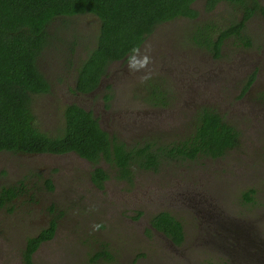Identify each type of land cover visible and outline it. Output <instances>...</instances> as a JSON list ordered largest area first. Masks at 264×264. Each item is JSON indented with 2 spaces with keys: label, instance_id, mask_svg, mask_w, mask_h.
<instances>
[{
  "label": "rangeland",
  "instance_id": "obj_1",
  "mask_svg": "<svg viewBox=\"0 0 264 264\" xmlns=\"http://www.w3.org/2000/svg\"><path fill=\"white\" fill-rule=\"evenodd\" d=\"M193 6L200 12L198 19L179 17L158 25L133 59L112 63L104 76L102 87L111 82L115 98L112 116L107 113L103 123L118 130L122 121L126 128L118 136L127 141L128 146L141 139L167 143L188 134L189 123L184 114L175 116L173 125L179 127L175 129L164 123L162 114L167 109L147 102L152 92L150 81H153L147 79L162 76L166 67L185 59L199 62L209 59L190 36L198 23L213 21L223 25L228 19L239 18V12L233 13L231 8L223 5L213 13L206 11L204 0H197ZM67 22L71 25L58 21L62 31L56 34L55 46L47 49L38 62L51 89L34 95L32 106L37 125L50 135L63 132L64 109L69 101L80 102L86 108L99 104V110L103 104L102 101L97 103L98 95L74 97L69 91L76 80L77 65L96 46L100 19L85 13ZM246 29L254 46L242 52L257 54V49L264 44L261 19H250ZM54 32H57L56 28ZM74 36L78 45L72 55L74 62L70 64L72 56L66 43ZM232 42L230 39L226 43V54L232 48ZM113 70H118L114 78L110 77ZM162 92L160 89L158 94ZM199 103L205 101L194 100L191 109ZM123 104L126 106L121 108ZM218 105L225 119L240 131V146L219 160L201 157L188 168L167 163L161 168L162 176L138 175L139 182L149 180L150 183L164 179L172 170L173 179L180 187L175 183L178 201H148L144 197L136 201L135 198L117 201L115 194L129 188L117 180L111 181L100 194L90 183V164L77 155L57 158L0 151V194L5 188L17 192L8 202L0 198V264H26V242L49 228L53 221L57 223L56 232L41 244L32 264H264V122L243 114L229 115L222 99L218 100ZM158 117L161 128L155 129ZM173 117L170 115L168 121ZM130 131H138L141 137L130 136ZM200 170L204 173L199 177ZM184 171L194 172L195 186L193 181L187 186L181 185ZM49 180H52L53 189ZM250 190H253L252 200L245 196ZM139 209H144V215L138 220L126 218L136 216L135 211ZM164 209L184 224L187 240L180 245L172 244L163 233L148 230L153 214ZM197 214L202 220L205 217L209 221L208 228H205L206 224L199 225ZM217 219L221 221L217 222ZM219 223L224 226L231 223L235 232L226 238L228 229L217 227ZM201 227L205 231H201ZM202 234L204 240L201 243ZM105 250L112 258L94 257Z\"/></svg>",
  "mask_w": 264,
  "mask_h": 264
},
{
  "label": "trees",
  "instance_id": "obj_2",
  "mask_svg": "<svg viewBox=\"0 0 264 264\" xmlns=\"http://www.w3.org/2000/svg\"><path fill=\"white\" fill-rule=\"evenodd\" d=\"M196 1L0 0V151H76L82 157L94 161L103 155L110 161L116 160L124 172L131 165L129 159L142 157L145 153L151 158L160 156L148 147L141 148L136 154L128 153L121 144L111 141L109 133L101 127L92 112L75 103L65 107V128L61 134L50 135L43 131L36 123L33 96L49 92L51 86L38 62L47 49L55 46L56 34L62 31L58 21L70 26L71 22L67 21L72 17L85 13L96 15L100 19L96 46L90 49L86 59L76 67L77 89L89 92L98 86L113 61L131 57L158 25L181 16L197 17L198 11L193 7ZM208 1L214 3L216 0ZM240 1L248 8V17L252 12L250 0ZM254 1L255 8L264 14V7ZM243 25L244 21L234 26V31L241 37L240 29ZM215 27L210 23H198L191 31V37L199 45H215L219 51L224 34L216 42L213 34L216 32ZM54 28L57 32H54ZM76 39L74 36L66 43L70 56L75 54L78 45ZM73 62L72 56L69 63ZM185 141L180 148L183 149V155L190 158L197 157L199 153L217 157L240 143L239 132L210 109L199 115L196 130ZM162 150L168 151L169 147ZM96 172L103 177L101 169L97 168ZM49 185L51 189L54 188L51 181ZM252 192H247L246 198L252 200ZM16 193L13 188H5L0 198L8 202ZM153 223L177 244L183 241L182 224L174 216L164 212L155 216ZM55 230L56 223L53 221L49 228L29 239L27 264H32L31 253L39 243L52 238ZM94 257L109 259L112 255L105 250L96 253Z\"/></svg>",
  "mask_w": 264,
  "mask_h": 264
},
{
  "label": "flooded vegetation",
  "instance_id": "obj_3",
  "mask_svg": "<svg viewBox=\"0 0 264 264\" xmlns=\"http://www.w3.org/2000/svg\"><path fill=\"white\" fill-rule=\"evenodd\" d=\"M264 7V0H256ZM195 3V2H194ZM194 5V4H193ZM223 5L224 7H229L233 10V13L239 12V18L237 19H228L227 22L223 25L216 24L215 22L211 21H204L200 22V24L210 23L215 25L216 32H214V39L217 42L219 38L224 34L222 39V43L219 46V51H217V47L215 45H210V47L205 45H199V49L205 51L207 57L209 58L206 61L199 62L198 60H189L185 59L183 62L179 64H172L169 67H166L165 73L160 77L149 78L147 80L150 81V85L152 86V92L147 97V102L154 107L162 106L164 107L166 113H163V119L165 125L167 124L170 127H175L178 129L177 125H173V120L175 116L183 115L188 118V134L182 139H175L168 141L167 143H157L153 142L150 139H141L136 144L128 146V142L125 140L120 139L118 136L119 133L126 128L122 121L118 125L117 128L111 129L103 123V118H105L106 114H110L112 116V101L115 98L113 95V84L111 82L108 83L104 88L102 87L105 80L104 77L108 74L110 69V65L116 62H127L134 58L136 53L143 47H141L132 54L131 57H127L121 60L113 61L109 67L107 68L106 74L101 78L98 86L89 91V92H82L77 89L76 80L73 81V84L69 87V91L71 95L74 97H81V96H97L99 97V101H102L103 104H100L101 109L99 110L98 105L95 104V108H86L80 104V102H73L69 101L68 104H78L81 107L85 108L87 111L92 112L93 116L98 119L99 124L101 127L107 131L111 137V141H116L118 144H121L122 147L129 153L136 154L141 148L148 147L150 149H154V154L158 153L160 156H155L153 158L146 156L147 153L143 154L142 157L139 158H132L129 159L131 165L128 166L129 170L124 172L120 166L117 165L116 160L110 161L106 159L103 155L97 160H89L85 157H82L76 151H68L62 153H52V152H39V153H25V154H32V155H52L54 157H68L77 155L82 160L86 161L90 164V172H89V179L90 183L95 189V191L103 193L106 190L108 184L113 181L117 180L120 182H124L129 188L124 192L121 190L115 194V199L118 200H130V198H135L134 201L141 199L142 197L146 198L148 201L154 200H173L178 201L177 193L178 191L174 188L175 183H177V187H179V183L177 180L173 179L174 172L171 170L168 174L164 176V179L161 178L160 181L150 182L149 180H144L142 182L138 181L139 173L144 174H159L160 176L163 175L164 171L161 170L162 166L165 164H179L182 167L188 168L193 161H196L198 158L205 157L210 159H222L224 158L230 151L234 150L240 143L228 149L224 154L211 157L205 154L199 153L197 157L190 158L189 156L183 155V149L180 146L186 143L187 137L196 130V125L198 122L199 115L202 114L203 111L210 109L218 113L223 121L228 123L229 125L233 126L239 132V139H240V131L237 127H235L232 123L228 122L225 119V114L222 112L221 108L218 105V100L222 99L226 104L228 109L229 115H246L247 117H252L254 121L264 122V44H262V48H258L257 54L242 52L250 49L254 46L252 39L249 37L247 33L246 25L250 19L260 18L262 24L264 26V14L263 12L255 8L256 2L254 0H250L249 5L251 6L252 12L247 17V7L240 1V0H216L214 3L204 0V9L208 12L217 11L218 8ZM194 7V6H193ZM198 11V16L195 18L184 17L181 16L180 18L184 17L191 20H196L200 16V12L197 7H194ZM179 18V17H178ZM244 21L243 27L240 29L243 37L240 36L239 33L235 32V25L236 23H240ZM166 23V22H165ZM191 36V33H190ZM192 38V37H191ZM233 39L231 43L233 46L230 49V54L225 53L226 43ZM248 41L250 43H248ZM120 63V64H121ZM116 72L118 70H113L110 74V77L114 78L116 76ZM261 81V82H260ZM263 81V82H262ZM111 83V84H110ZM162 89V94L159 93V90ZM103 90V92H102ZM165 92V93H164ZM161 96V98H157ZM107 97H109L107 99ZM203 100L205 103L197 104L195 109H191V103L193 101ZM67 104V105H68ZM66 105V106H67ZM126 104L121 105V108L125 107ZM65 113V109H64ZM170 115H174L173 119L168 121ZM65 117V115H64ZM109 117V118H110ZM107 118V117H106ZM108 118V119H109ZM157 120L158 124L155 126V129L161 128L160 117ZM183 118L181 117V120ZM107 122V121H105ZM264 125V124H263ZM138 131H130L128 134L130 136H138L141 137V133L138 134ZM241 142V140L239 141ZM169 147L168 151H163L162 148ZM112 152L113 143H111ZM134 151V152H132ZM157 151V152H156ZM144 153V152H142ZM102 154V153H101ZM115 156V153H112ZM168 154V155H166ZM183 163L185 165L183 166ZM97 168L101 169L103 172V177L100 173H97ZM171 173V174H170ZM204 173V171L200 170L199 177ZM183 179L184 182L181 184L182 186H187V183H191L195 179L194 172L188 173L187 171L183 172ZM52 182V180H49ZM48 181V184H49ZM22 189H25V186H21ZM131 189V190H129ZM180 193V192H178ZM16 197V196H15ZM14 197V198H15ZM172 205H168L171 207ZM136 216H126L127 219L138 220L139 217L144 215V209L136 210ZM169 213L170 215L174 216L171 211L168 209L159 210L155 214H153L150 227L152 230H156L160 233H163L167 239L171 241L174 245H180L184 241L187 240V234L185 231L184 224L181 220H179L176 216H174L177 220H179L183 227V241L180 244H177L172 238L167 236L163 231L159 230L153 223V218L161 213ZM195 214V213H194ZM196 215V214H195ZM198 216V217H197ZM197 218H199V225L206 224L205 228H208L209 221L204 217V220L197 214ZM220 222V219L216 220ZM56 223V221H55ZM223 223V222H222ZM222 223H219L217 227L219 228H227L228 232L226 234V238L231 232H235L232 230L230 224L228 226H224ZM57 225V223H56ZM57 227V226H56ZM201 227L205 231V228ZM45 230V229H44ZM42 230L41 232H43ZM40 232V233H41ZM56 232V230H55ZM39 233V234H40ZM38 234V235H39ZM55 234V233H54ZM35 237V236H34ZM220 238V236H218ZM218 237L216 239H218ZM225 238V239H226ZM51 239V238H50ZM50 239L42 240L37 248L31 253V260H33V256L38 252L40 249L41 244L45 243ZM204 237L202 234L201 243L203 242ZM29 247V239L26 242L25 254ZM25 263V261H24ZM27 264V259H26Z\"/></svg>",
  "mask_w": 264,
  "mask_h": 264
},
{
  "label": "clouds",
  "instance_id": "obj_4",
  "mask_svg": "<svg viewBox=\"0 0 264 264\" xmlns=\"http://www.w3.org/2000/svg\"><path fill=\"white\" fill-rule=\"evenodd\" d=\"M147 60V58H145Z\"/></svg>",
  "mask_w": 264,
  "mask_h": 264
}]
</instances>
